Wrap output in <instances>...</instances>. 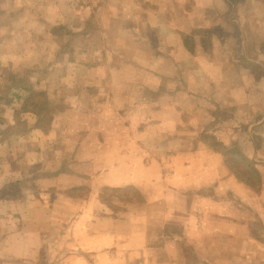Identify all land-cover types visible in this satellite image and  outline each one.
Wrapping results in <instances>:
<instances>
[{"label":"crops","instance_id":"0c3cea01","mask_svg":"<svg viewBox=\"0 0 264 264\" xmlns=\"http://www.w3.org/2000/svg\"><path fill=\"white\" fill-rule=\"evenodd\" d=\"M1 123L0 264H264V0H0Z\"/></svg>","mask_w":264,"mask_h":264},{"label":"trees","instance_id":"16d2710c","mask_svg":"<svg viewBox=\"0 0 264 264\" xmlns=\"http://www.w3.org/2000/svg\"><path fill=\"white\" fill-rule=\"evenodd\" d=\"M43 96L42 93L39 92H29L28 91L25 94H18L17 98L18 99H23V108L24 109H32L33 111H35L36 113L42 114V113H46L49 109L50 106H46L44 103H38L37 101H40L42 99L39 100V97ZM28 102H32L33 106L28 105ZM240 162H244L247 166V168L245 167L244 169H242V163ZM225 163H227V166L230 168L231 172L239 179H243L245 182H247L250 185H254L257 184L258 179L256 176V169L253 166L252 161L247 160V158L243 155L238 153L237 155L231 156L229 158H227V160L225 161ZM255 176V178H254Z\"/></svg>","mask_w":264,"mask_h":264},{"label":"rangeland","instance_id":"374dc122","mask_svg":"<svg viewBox=\"0 0 264 264\" xmlns=\"http://www.w3.org/2000/svg\"><path fill=\"white\" fill-rule=\"evenodd\" d=\"M0 125L2 126V128H4V130H8L11 128V126H13L12 123H5V124L1 123ZM15 125H17V124H15ZM109 195H112V192H109Z\"/></svg>","mask_w":264,"mask_h":264}]
</instances>
